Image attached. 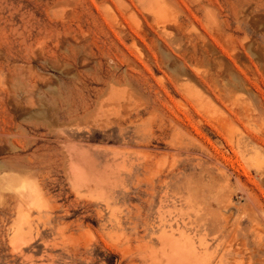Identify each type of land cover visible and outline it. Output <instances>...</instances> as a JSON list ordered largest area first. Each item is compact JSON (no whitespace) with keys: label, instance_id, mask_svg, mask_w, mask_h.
<instances>
[{"label":"rangeland","instance_id":"374dc122","mask_svg":"<svg viewBox=\"0 0 264 264\" xmlns=\"http://www.w3.org/2000/svg\"><path fill=\"white\" fill-rule=\"evenodd\" d=\"M0 264H264V0H0Z\"/></svg>","mask_w":264,"mask_h":264}]
</instances>
